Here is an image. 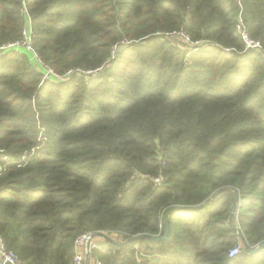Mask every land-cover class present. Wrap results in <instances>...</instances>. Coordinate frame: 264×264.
I'll use <instances>...</instances> for the list:
<instances>
[{
  "label": "trees",
  "instance_id": "16d2710c",
  "mask_svg": "<svg viewBox=\"0 0 264 264\" xmlns=\"http://www.w3.org/2000/svg\"><path fill=\"white\" fill-rule=\"evenodd\" d=\"M26 4L36 54L71 72L41 83L29 53H0L6 246L25 264H68L81 232L114 231L103 264H264V245L250 252L264 241V57L236 30L241 11L264 47V0ZM21 8L0 0V45L20 38ZM122 40L110 66L83 73Z\"/></svg>",
  "mask_w": 264,
  "mask_h": 264
},
{
  "label": "built area",
  "instance_id": "2783aa9c",
  "mask_svg": "<svg viewBox=\"0 0 264 264\" xmlns=\"http://www.w3.org/2000/svg\"><path fill=\"white\" fill-rule=\"evenodd\" d=\"M21 13L24 15V25L21 28V36L20 38L7 41L0 45V53L5 52L9 49H15L24 51L30 54L32 57L35 66L41 73V83L48 82V81H59L64 79L65 76L69 75L67 71L64 75H58L55 73L53 68L44 62L35 52L32 43L33 37V28L31 24V18L27 9L26 0H22V8ZM236 30L240 34L241 39L244 43V51L247 50H254L259 51L264 57V47L262 43L252 38L247 30L246 24L243 20L241 11L238 13L237 22H236ZM165 35L172 40L175 44L179 46H188L195 45L198 41H191L190 37L185 33L183 30H175L165 33ZM126 40H122L119 43H115L112 45L110 50V57L101 65L93 70L83 71V73H93L96 71H100L104 67H108L111 64V60L114 58L116 52L122 47ZM229 50V49H227ZM152 180L159 184L164 180L162 175H157L152 178ZM104 235H99L97 232L93 231H83L81 232L74 240L73 243V254L68 264H103L101 258L96 254L97 250L104 249L100 244L97 243L96 237L103 236L108 238L109 236L102 232ZM241 243H237L234 247L229 250V256L236 255L241 248ZM138 251H142L140 254L144 255L147 254L143 247H136ZM0 264H25L24 261L19 257V255L13 251L12 249L8 248L5 244L3 237L0 235Z\"/></svg>",
  "mask_w": 264,
  "mask_h": 264
},
{
  "label": "water",
  "instance_id": "95a60500",
  "mask_svg": "<svg viewBox=\"0 0 264 264\" xmlns=\"http://www.w3.org/2000/svg\"><path fill=\"white\" fill-rule=\"evenodd\" d=\"M236 201H237V197L235 198V203H234V206H233V210L235 209V206H236ZM235 227V225H234ZM163 229H164V233H163V236L161 237V239H166L167 238V235H168V223H167V220L165 219L163 221ZM99 235H104L102 232H99L97 233ZM113 241V240H112ZM114 243H117L116 241H113ZM264 245V241H261L259 244H257L255 247L253 248H250V252H255L257 251L258 249H260L262 246Z\"/></svg>",
  "mask_w": 264,
  "mask_h": 264
},
{
  "label": "rangeland",
  "instance_id": "374dc122",
  "mask_svg": "<svg viewBox=\"0 0 264 264\" xmlns=\"http://www.w3.org/2000/svg\"><path fill=\"white\" fill-rule=\"evenodd\" d=\"M116 43H119V42H116ZM194 47V46H193ZM187 50H191V51H194V52H196V50H192L189 46L186 48ZM31 59H32V57H31ZM33 60V59H32ZM109 237L108 238H110V239H112V240H114V241H120L121 239H122V235L121 234H119V233H117V232H114V231H104ZM143 247V245H140V244H136V247ZM242 247V246H241ZM144 248V247H143ZM145 252H148V250H146L145 249Z\"/></svg>",
  "mask_w": 264,
  "mask_h": 264
},
{
  "label": "crops",
  "instance_id": "0c3cea01",
  "mask_svg": "<svg viewBox=\"0 0 264 264\" xmlns=\"http://www.w3.org/2000/svg\"><path fill=\"white\" fill-rule=\"evenodd\" d=\"M96 241L98 244H100L103 248H106L108 246L107 238L103 236H97Z\"/></svg>",
  "mask_w": 264,
  "mask_h": 264
}]
</instances>
